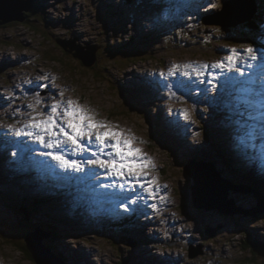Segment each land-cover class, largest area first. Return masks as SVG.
I'll list each match as a JSON object with an SVG mask.
<instances>
[{"label": "rangeland", "instance_id": "1", "mask_svg": "<svg viewBox=\"0 0 264 264\" xmlns=\"http://www.w3.org/2000/svg\"><path fill=\"white\" fill-rule=\"evenodd\" d=\"M233 2L33 0L36 5L25 13L24 21L0 24V51L5 49L0 59L12 60L8 63L10 71L0 67V87L16 90L21 100H28L25 109L15 112L10 111L14 102L0 103V148H4L3 154L8 150L10 156L17 150L13 147L16 142H27L30 149L23 152L22 166L57 170H51V175H46L47 179L39 186L25 189L32 196H25L24 200L20 197L7 203L8 197L0 189V212L4 209L0 213V264H37L25 240V234L35 231L37 226L53 233L44 241L55 253L65 258L62 253L65 249L59 251V244L74 251L87 246L93 249L92 257L97 264H150L146 256L153 251L160 260L151 259L152 264H264V255L245 244L247 238L264 241V211L257 216L251 211L229 215L219 209L198 208L193 204L192 194L196 180L186 170L197 163L204 169L211 165L224 178L251 189L249 192L231 189L229 197L235 199L237 209L259 206L258 200L264 197V172L259 169L264 166L260 159L246 158L234 149L225 119L229 94L248 77L202 67L226 60L232 49L243 53L251 46L264 51V1L255 3L259 7L254 18L241 19L238 25L230 26L221 21L234 16L236 19L238 15L231 10L220 12ZM0 15L4 14L0 12ZM144 16L149 22L142 21ZM140 25L151 27L140 29L141 33ZM145 33L148 37H144ZM59 40H67L87 51L90 50L87 43L99 44L95 63L85 65ZM117 45L122 48H115ZM243 59L238 65L242 68ZM258 63L264 64V60ZM174 65L180 67L174 69ZM172 71L176 74L170 75ZM185 71L191 76L183 75ZM197 71L202 75L197 76ZM245 71L257 81L256 87H260L259 70L246 68ZM164 83L173 87L167 89ZM68 98L91 109L97 119L118 125L126 135L136 138L133 147L142 149V154L154 163L147 170L148 178L156 180L154 198L138 186L135 190L127 186L110 187L117 195L105 193L101 197L100 191H90V187L100 184L98 179L91 185L66 182L60 175L56 176V172H62L58 171L56 162L40 155L49 149L43 151L34 140L10 131L11 127H23L37 112H47L52 103ZM37 99L42 101L39 105ZM5 134L9 137L3 140ZM249 152L256 157L252 150ZM14 168L5 165L3 171ZM98 171L99 176H105ZM34 173L35 170L31 174ZM203 176L209 180L207 174ZM106 178L109 185L119 183ZM15 179L0 173L3 183ZM59 186L70 194L58 190ZM259 191L262 193L258 198ZM131 200L137 202L131 204ZM50 201L61 206L60 210L47 207ZM94 203L102 209L111 208L110 215L98 211L85 219L74 216L78 209L92 211ZM125 203H129L127 211ZM144 207L147 209L140 214ZM23 209L29 211L27 218ZM47 213L55 216L56 221H50ZM145 214L149 223L144 229L141 221ZM210 226L214 230L212 235L207 231ZM157 244L162 248L154 247ZM19 245L26 246V251ZM129 253L132 258L128 257ZM90 256L85 254L79 259L86 262ZM81 261L75 259L77 264Z\"/></svg>", "mask_w": 264, "mask_h": 264}, {"label": "snow or ice", "instance_id": "2", "mask_svg": "<svg viewBox=\"0 0 264 264\" xmlns=\"http://www.w3.org/2000/svg\"><path fill=\"white\" fill-rule=\"evenodd\" d=\"M231 51L232 54L226 60L216 65L202 67L220 68L229 73L235 72L240 77H248L241 80L240 86L229 94L230 99L225 102L227 111L225 119L231 129L234 149L255 160L257 157L251 156L249 150L259 148L260 163L264 166V64L258 63L264 60V51L251 46L245 48L243 53L237 49ZM242 57L244 68L238 66ZM179 67L180 65L173 66L174 69ZM246 68L259 70L260 87H256L257 81L245 71ZM175 74V71L170 73ZM183 75L190 77L191 73L185 71ZM196 75L200 76L202 72L197 71ZM160 76L163 77L164 74L160 73ZM41 86L47 87L38 85ZM164 87L171 89L173 85L164 83ZM60 95L63 96V93ZM41 102L37 99L36 105ZM28 107L35 108L34 105ZM10 131L16 136L29 137L44 149H49L40 155L56 162L62 170L58 175L66 182L76 181L91 185L99 178L98 170H103L106 177L119 183L95 184L94 187H90L93 193L110 187L123 189L127 186L135 190L138 186L150 197L154 198L156 195V189L153 187L156 180L149 179L147 172L149 167H154V163L142 154V149L133 147L136 138L126 135L118 125L97 119L96 113L75 100L52 103L47 112H37L24 123L23 127H11ZM257 140L260 141L259 145L256 143ZM70 156L78 158H69ZM136 202L130 201L131 204ZM123 206L126 211L129 210V203Z\"/></svg>", "mask_w": 264, "mask_h": 264}, {"label": "water", "instance_id": "3", "mask_svg": "<svg viewBox=\"0 0 264 264\" xmlns=\"http://www.w3.org/2000/svg\"><path fill=\"white\" fill-rule=\"evenodd\" d=\"M32 2L33 0H0V12L4 14L3 16L0 15V23H7L11 20L24 21L26 18L25 13L30 11L36 5V3L33 4ZM255 3V0H246L245 3L244 0H234L231 5H228L230 7H226L225 11H221L220 14L228 10L234 12V15L237 14L239 16L238 19H235V16L233 15V19L229 20L230 26H236L238 25L237 22H239V20H250L256 15L257 6ZM59 43L65 49L69 50L68 52H73L76 57H79L85 65H93L96 45L87 43V46L90 48V50L87 51L86 48L75 50L76 46L73 43L70 44L67 40H59ZM201 166V164L197 163L195 166L186 169L188 174L196 180L192 187L193 204L195 206L198 208L219 209L221 212L229 215H235L242 211L245 213L251 211L254 216H257L260 212L264 211V197H261L258 200L261 201V203L259 202V206L253 208L240 206L237 209L235 199L229 197L231 189L237 192H249L251 189H244L242 185L224 178L219 172H215L216 169L211 165H209L208 169H204ZM201 170L205 171L202 172ZM210 170H212V173ZM205 174L208 175L211 183H209L206 176H203ZM261 193L262 192L258 193V198L261 196ZM207 231L212 235L214 230L210 226L207 227ZM26 235L25 240L32 247L34 259L37 264H66L63 257L58 256L51 248L45 247L44 238L51 236V232H46L40 227H36L34 232H29ZM251 244L256 252L264 255L263 241L255 238L251 241Z\"/></svg>", "mask_w": 264, "mask_h": 264}, {"label": "bare ground", "instance_id": "4", "mask_svg": "<svg viewBox=\"0 0 264 264\" xmlns=\"http://www.w3.org/2000/svg\"><path fill=\"white\" fill-rule=\"evenodd\" d=\"M144 5H147V4L145 3ZM236 19H238V18H236ZM143 20H145V22H149L148 19H147V17H145V16L142 17V21ZM229 20H232V19L231 18H227V20L225 19V21H221V23H225L227 25H230ZM11 21H15V20H11ZM150 21L151 22H154L153 19H151ZM161 22H162V20H161ZM156 23H157V21H156ZM239 23H241V20H239V22H237V24H239ZM0 24H5V23H0ZM150 27L151 26H149V25L148 26L147 25H145V26L140 25V28H138V31H140L142 33V30H140V29H144V28H147L148 29ZM149 31H154L155 32L156 30H149ZM151 35H155V34H151ZM144 37H148V34L145 33V36ZM76 49L80 50V49H84V47L77 46ZM2 51H0V54H1L0 57H4L5 49L2 50ZM10 61H12V60L11 59H0V67H2V69H4V71H10L11 69H10V67L8 65V63H10ZM147 67L149 68V70L152 69L150 66H147ZM57 77H58V75H57ZM20 98L21 97H19V95H18V93H17L16 90L5 89V88L0 87V103L1 102H4V103H6L8 105L9 104L11 105L12 102H14L15 103L14 105L15 106L17 105L16 107L13 106V108H11L10 111H14L15 112V109L23 110V109L26 108V106L28 105V100H26L24 98H23V100H21ZM68 99H70V98H68ZM5 137H9V135L8 134H5L3 136V140H5ZM257 141L260 143L259 140H257ZM258 142H256L257 145H259ZM37 145L44 151V148L40 144L37 143ZM13 147H16L17 150L11 152V155L10 156H9V151L8 150H7V152H5V154H3L4 148L3 147L0 148V173L1 172H4V175L5 176H12V177H15L16 178L13 182H10V180H7V181H4V183H3L2 181H0V185H1V183L4 184V186L2 188H0V189H1L2 193L4 195H6V198L8 197L7 200H9V201H7V203H12L11 200L17 199V198H20V197L22 198V200L25 199V196H27L26 198H29L32 195H29L25 191V189L31 188L35 184L37 186H39L42 180L47 179L46 175H49V174L51 175V172H50L51 170L52 171L53 170L57 171L56 169H50V171H48V170H46L45 167H42L41 168V167H37L35 165L22 166V164H21L22 158L21 157L23 156V152L24 151L30 149L29 144L27 142H16ZM8 148H9V146H8ZM250 150H252V152L255 154V156L259 159V148H257V149H250ZM13 153H15L16 155L13 156L12 155ZM239 154H241V153H239ZM242 155L244 157L248 158L247 155H244V154H242ZM72 158H78V157H72ZM28 162H32V161H28ZM5 165H7L8 167L9 166H14L15 168L12 169L9 172H5V171H3L5 169ZM49 165H50V163H49ZM259 169L262 172H264V169H262V168H259ZM33 170H35L36 173L31 174ZM58 171H62V170L59 168ZM100 171L103 172V170H100ZM201 171L204 172L205 170H201ZM56 173H57L56 174V176H57L58 175V172H56ZM224 174H228V173L227 172H224ZM98 181L100 182V184H107V178L105 176H99ZM111 181H114V180L111 179ZM4 187H6V190L4 189ZM57 189L58 190H62L64 188L61 187V186H59ZM65 191H66L67 194H70L69 190L66 189ZM98 191H100V193H99L98 196H101V197H104L105 193H108L110 195H112V194L113 195H117V192L115 190L111 189V188H108L106 190L105 189H99ZM55 193L56 192H54V195H55ZM145 194L146 195H149L148 193H145ZM15 202H18V201H15ZM50 202H51L50 203L51 205L49 204L47 207H50L52 209H55L56 208V209H59L60 210V207L61 206H56V204H53L52 201H50ZM69 202H70V204H73L74 203V201H68L67 203H69ZM154 202H156V201H154ZM141 203L142 204L149 205V204H147L146 201H142ZM148 203H153V201H150ZM44 207L45 208L42 209V212H44V209H46V206H44ZM144 209H147V208L144 207L143 210H140L139 211V213L142 214L144 212ZM3 210L4 209H2V211L0 213H2ZM110 210H111V208L110 209L109 208H103L102 209V207L99 204L94 203L93 208H92V211L91 210H86V209H78V210H76L74 212V216L76 218H79V219H85L86 216H89L93 212L98 213V211H103L106 214L110 215L109 214ZM28 212L29 211L27 210L25 213L27 214ZM47 214H48V216L50 215V218H48L50 221H54V222L56 221V217L55 216L51 215L50 213H47ZM144 216H145V218L142 219L141 226L145 229V228H147V224L149 223V217L147 218L148 214H147V216H146V214ZM37 227H40L42 229L41 226H37ZM71 231H72V229H71ZM29 232H34V231H29ZM47 232H51V231H47ZM59 240H61V239H59ZM65 241H67V240H65ZM44 244H45V247L51 248V246H48L45 243V241H44ZM159 245L160 244H157L154 247H157ZM58 247L60 249L59 251H63V249H65V251H63L62 253H64V257L67 258V260L70 262V264H77V263H75V259H77L78 261H81L79 258H81V256H84L85 254L88 255V256L91 255L90 256L91 258L87 259L86 262H84L82 260L81 261V264H97V261L95 260V257H92V255H93V249L90 248V247L84 246L83 249H81V250L78 249L77 251L71 250L72 248H69L68 245L64 246L62 244H59ZM72 247H74V246H72ZM159 247H161V245ZM150 250H151V248H150ZM152 251H150V252H152ZM141 252L143 253V250H141ZM155 254L156 253L153 251L151 254H149L148 256H146V261H148L150 264H152L151 263V261H152L151 259H153V260H157V259L160 260V258L158 257V255H155ZM166 255H171V254L168 253ZM105 257H107V254L104 255V258ZM103 260H104V262H108L107 259H103ZM138 264H146V263H140V262H138Z\"/></svg>", "mask_w": 264, "mask_h": 264}, {"label": "trees", "instance_id": "5", "mask_svg": "<svg viewBox=\"0 0 264 264\" xmlns=\"http://www.w3.org/2000/svg\"><path fill=\"white\" fill-rule=\"evenodd\" d=\"M258 1L261 2V1H264V0H257V3H259ZM261 4H262V3H261ZM261 4H260V6H261ZM251 25H252V23H251ZM253 26H254V28H256V25H253ZM129 37H131V36H129ZM104 44H105V43H104ZM94 45H96V46L98 45V46H99V44H96V43H95ZM108 45H109V44H108ZM263 45H264V43H263ZM115 48H122V46L119 47V45H117ZM132 56H133V58H136V55H132ZM133 58H132V59H133ZM35 204H38V203L35 202ZM33 210L36 211V209H33ZM24 211H25V210L23 209V212H24ZM24 217L27 218V214H26V213H25ZM125 220H126V219H125ZM126 222H127V221H126ZM243 231H245V230H243ZM248 235H249V234H248ZM25 236H26V234H25ZM251 237H252V236H251ZM248 239H249V238L246 239L245 244L248 245V246H252L251 241H252L253 239H255V238H252V239H249V240H248ZM49 245H50V244H49ZM19 246H20L21 249H23V250H25L24 248H26V246H22V245H19ZM50 246H51V245H50ZM51 249H52V251L54 252V249L52 248V246H51ZM25 251H26V250H25ZM55 251H56V250H55ZM54 253H55V252H54ZM56 254H57V253H56ZM31 255H33V254H31ZM57 255L60 256V257H63L60 253L57 254ZM33 257H34V256H33ZM128 257H131V258H132L133 256H132L131 253H129V254H128ZM64 259H65V258H64Z\"/></svg>", "mask_w": 264, "mask_h": 264}]
</instances>
